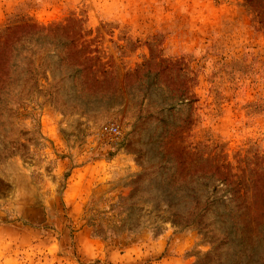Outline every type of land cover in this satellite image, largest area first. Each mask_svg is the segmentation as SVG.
I'll return each instance as SVG.
<instances>
[{
	"label": "rangeland",
	"instance_id": "rangeland-1",
	"mask_svg": "<svg viewBox=\"0 0 264 264\" xmlns=\"http://www.w3.org/2000/svg\"><path fill=\"white\" fill-rule=\"evenodd\" d=\"M16 25L0 264H264L248 257H264V26L247 0H0V35Z\"/></svg>",
	"mask_w": 264,
	"mask_h": 264
},
{
	"label": "trees",
	"instance_id": "trees-1",
	"mask_svg": "<svg viewBox=\"0 0 264 264\" xmlns=\"http://www.w3.org/2000/svg\"><path fill=\"white\" fill-rule=\"evenodd\" d=\"M247 1H248L249 5L251 7H253L256 14L259 16L260 23L264 26V0H247ZM19 26L20 25L10 27V28H8V33H6V34L4 33V34L0 35V71L3 68L2 65L4 62L5 44L7 42L6 40H8V39L4 40L3 37L5 36V38H6V37H9L11 33H15V31H17L16 29L19 28ZM242 237L245 238L244 235ZM242 237H241V240H242ZM242 242L244 243L245 241H241V243ZM247 251L251 254H260L259 251L255 247L247 248L246 252ZM248 257L250 258V260H249L250 263H253V262L258 263V260L260 262L264 261V257H262V256L257 257V259L252 258L251 256H248Z\"/></svg>",
	"mask_w": 264,
	"mask_h": 264
},
{
	"label": "built area",
	"instance_id": "built-area-1",
	"mask_svg": "<svg viewBox=\"0 0 264 264\" xmlns=\"http://www.w3.org/2000/svg\"><path fill=\"white\" fill-rule=\"evenodd\" d=\"M102 132L104 134L110 135L111 137H114L117 140L122 139L125 136L123 127L117 123L105 124L102 127Z\"/></svg>",
	"mask_w": 264,
	"mask_h": 264
}]
</instances>
